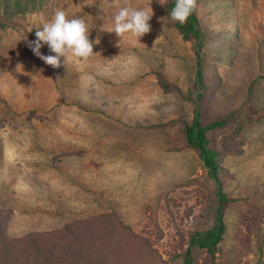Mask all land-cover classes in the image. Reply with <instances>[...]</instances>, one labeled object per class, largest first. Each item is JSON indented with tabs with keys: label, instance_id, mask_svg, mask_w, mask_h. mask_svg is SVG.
<instances>
[{
	"label": "rangeland",
	"instance_id": "obj_1",
	"mask_svg": "<svg viewBox=\"0 0 264 264\" xmlns=\"http://www.w3.org/2000/svg\"><path fill=\"white\" fill-rule=\"evenodd\" d=\"M165 1L42 0L13 17L0 4L4 234L36 233L43 245L45 236L72 225L71 238L93 232L110 242L107 254L123 243L104 264H180L189 233L208 220L213 193L201 160L183 144L181 123L151 127L190 123L193 109L183 95L162 91L155 72L185 94L199 66L207 83L204 119L233 114L214 139L241 126L243 142L240 155L220 161L223 191L238 200L224 209L215 264H264V0H195L200 47L163 20ZM149 5L151 30L139 40L107 31L120 8ZM58 9L83 19L90 40L99 38L87 61L60 57L53 68L28 46ZM40 53L55 55L46 44ZM104 213L109 225L102 230L97 216ZM62 252L53 264L77 259Z\"/></svg>",
	"mask_w": 264,
	"mask_h": 264
},
{
	"label": "trees",
	"instance_id": "obj_2",
	"mask_svg": "<svg viewBox=\"0 0 264 264\" xmlns=\"http://www.w3.org/2000/svg\"><path fill=\"white\" fill-rule=\"evenodd\" d=\"M41 2L42 0H0L4 13L8 17L31 12L36 7H39ZM175 2L176 0H166L164 2L161 9L163 20L170 22L184 40H195L198 46L201 45L202 34L198 28L196 6L187 21L181 24L173 20L170 15ZM155 75L162 91L166 93L174 91L183 95L188 101L193 103V109L190 123L169 120L151 127H163L173 123H181L183 144L193 150L201 160L206 169V179L211 185L213 193L212 202L207 209L208 220L205 225L195 228L189 233L187 246L180 257V264H215L216 253L219 250L225 231L224 209L230 202L238 200V198L229 197L223 191L222 185L226 179V174L221 167L220 161L226 155H240L242 153L243 142L237 137L241 126H236L230 133L220 136L217 140L214 139V135L216 136V134L222 132L231 124L233 114L229 112L220 117L204 119L200 103L207 90V83L205 82V73L202 67L198 66L195 80L185 94L182 93L176 84L168 82L161 72L156 71ZM109 216V213L97 216V222L102 230L109 225L107 221ZM112 217L117 220L116 224L121 229H126L130 237L135 236L113 213ZM71 226L65 225L58 234L51 233L45 236V238H48L46 243L39 245L36 242V236L39 234L31 232L19 239L10 238L3 233L0 223V264H53L54 261L62 262L65 257V253L62 251L67 248L73 251L74 256L76 255L77 258L75 261L71 260L70 264H104L112 256L110 254L112 251H117L123 246L121 242H114L110 245L111 249L109 254H107L106 246L110 242L106 244L102 239H98V236L95 238L93 232H88L81 236L76 231L71 238ZM54 237H58V239L56 242H51L50 238ZM70 238L72 239L71 241H69ZM19 246H23L24 250L19 252ZM78 250L80 254H78ZM77 255L79 256L77 257Z\"/></svg>",
	"mask_w": 264,
	"mask_h": 264
},
{
	"label": "clouds",
	"instance_id": "obj_3",
	"mask_svg": "<svg viewBox=\"0 0 264 264\" xmlns=\"http://www.w3.org/2000/svg\"><path fill=\"white\" fill-rule=\"evenodd\" d=\"M152 0H150V5ZM161 3V0H159ZM148 10L137 9L129 6L120 8L114 16V24L109 32H115L118 37L126 33L139 40L140 37L151 30L149 23L152 17V8ZM195 0H176L170 15L173 20L183 24L195 8ZM90 30L85 21L80 18H68L64 10H56L51 20L43 23L42 27L36 29L34 41H27L33 53L46 64L53 68L60 67V57H72L78 61H87L94 53L93 44L99 43L89 39ZM26 40V38H25ZM46 44L55 55H42L40 48Z\"/></svg>",
	"mask_w": 264,
	"mask_h": 264
}]
</instances>
